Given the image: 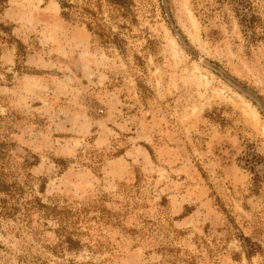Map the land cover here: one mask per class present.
<instances>
[{"label": "rangeland", "instance_id": "374dc122", "mask_svg": "<svg viewBox=\"0 0 264 264\" xmlns=\"http://www.w3.org/2000/svg\"><path fill=\"white\" fill-rule=\"evenodd\" d=\"M68 1L104 33L58 0L2 15L0 140L19 190L0 193L17 208L0 264H264V111L233 84L264 106V0L259 38L213 0H131L114 19L105 0Z\"/></svg>", "mask_w": 264, "mask_h": 264}, {"label": "trees", "instance_id": "16d2710c", "mask_svg": "<svg viewBox=\"0 0 264 264\" xmlns=\"http://www.w3.org/2000/svg\"><path fill=\"white\" fill-rule=\"evenodd\" d=\"M58 1L62 9L61 14L63 17L68 18L70 17L71 15L70 13L72 11H76L79 15L81 22H83L89 30L93 32L96 31V33H102V34L104 33L103 28L107 26L103 22V18L102 16H100V13L97 10H94L87 6H75L68 0H58ZM213 1L217 3V5H221V4L229 5L232 8L233 12L235 13V16L238 18L239 24L243 28L242 30L245 32V35L248 33V31H250L253 34L254 38L255 36L259 38V36L255 34L259 20L258 8L255 4H253L252 0H213ZM6 2L7 0H0V39L1 40L7 39L6 36L11 37L10 34L11 25L4 22L2 19V15L6 7ZM104 2L109 7L110 17L112 19H114L115 16L119 14H121V16H126L127 12L129 11L128 9L131 6V0H105ZM164 2L165 0H162L163 4ZM192 2L193 4L198 5L200 2L202 3L203 0H192ZM91 3L93 2L91 1ZM94 5L97 6L96 4ZM207 6L209 7V4H206L205 6L204 4H202V8H200V10L204 13V9H205L204 7ZM97 8L99 10L100 8L99 5ZM212 9L213 8L211 7L209 10ZM168 18H169L168 21L170 22V17L168 16ZM108 33H109L108 35L106 34L104 35V38L107 40V42L114 43L117 46L121 47L123 40L119 38L118 34L113 32H108ZM17 43H18L17 56H24L25 46H23L21 42H17ZM218 71L220 72L221 75L223 76L226 75L223 74L222 70L219 69ZM233 84L243 93L249 95L252 99H254L258 103L260 108L264 111V106L260 102L259 98H257V96H255L247 87L237 83H233ZM10 150H11V142H9L8 140H0V193H4L5 195L15 194L19 190V188L15 185V183H11L9 182V180H7L8 177L12 176V171L10 169L9 170L5 169L7 159L10 156L9 154ZM16 209L17 208L14 206H6V207L4 206L3 208L0 209V216L13 215L15 214ZM57 214L59 213L57 212ZM53 215L56 216V214Z\"/></svg>", "mask_w": 264, "mask_h": 264}]
</instances>
